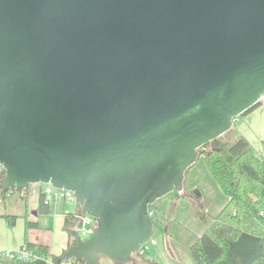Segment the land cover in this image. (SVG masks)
I'll return each instance as SVG.
<instances>
[{"label":"water","instance_id":"water-1","mask_svg":"<svg viewBox=\"0 0 264 264\" xmlns=\"http://www.w3.org/2000/svg\"><path fill=\"white\" fill-rule=\"evenodd\" d=\"M262 95L264 0H0V186L74 193L96 227L62 259L134 263L149 207Z\"/></svg>","mask_w":264,"mask_h":264},{"label":"trees","instance_id":"trees-1","mask_svg":"<svg viewBox=\"0 0 264 264\" xmlns=\"http://www.w3.org/2000/svg\"><path fill=\"white\" fill-rule=\"evenodd\" d=\"M259 104L260 102L255 106ZM199 152L204 155L208 171L227 200L220 212L212 217L209 225L189 246L194 264H264V158L243 137L231 143H222L215 138L201 147ZM4 173L0 169V181ZM6 192L0 186V193L5 195ZM182 195L198 203L195 192L184 191ZM22 196L26 199L27 192ZM199 207L196 217L203 219L204 208ZM76 208V213H79L81 208L78 204ZM51 211L50 201H46L39 192L36 213L49 214ZM11 218L6 217L8 221ZM76 222L77 217L73 212H65L63 227L69 234ZM153 224L156 228L154 220ZM24 226L25 231L39 227L38 221L29 219L27 213L24 216ZM22 250H27L30 257L19 258ZM61 255L52 254L47 244L30 241L25 236L19 250H0V264H48L49 260L58 262ZM128 264L147 263L136 258L134 263Z\"/></svg>","mask_w":264,"mask_h":264},{"label":"crops","instance_id":"crops-1","mask_svg":"<svg viewBox=\"0 0 264 264\" xmlns=\"http://www.w3.org/2000/svg\"><path fill=\"white\" fill-rule=\"evenodd\" d=\"M230 130L233 133L232 138H235V140L236 138H239V137L245 138L249 142L251 147L254 149V151L258 155L264 158V104H259L258 106H255L252 109L248 110L247 112L239 115L234 120L232 127L228 131ZM210 175H211L210 172H208V170L206 169V164L204 166L202 165L200 167H197L196 162H195L193 165H191L187 169L185 173L183 189L181 190L182 192L184 191L195 192L198 195L199 205L203 207L204 209H205V206L207 205V201L205 199V195H203L204 194L203 192H205L206 188L209 185H212V182H213L211 180L212 176ZM180 198L182 200H187L189 202L191 201V203L196 204L197 207L195 208V215H194V217H196V213L200 209V207L198 203H196L195 201H192L188 199L187 197H184L183 195H179L177 192H175V196H173L172 193L169 192L166 195L158 198L155 201L153 207H151V209L153 208V210L156 213H159V215L161 216V219L166 218V220L169 221L168 222L169 224H167V226L163 228V231H161L159 234V238L156 239L158 243V249H153V251L149 255H147V257H143L142 260L145 263L147 264H170V261L172 259L177 264H192L191 262H189L188 259L179 256V252H180L179 243L180 242L176 241L173 234L169 232L171 230L170 228H173L172 225L170 224V221L172 223L173 222L175 223L190 222L191 223V219H189L188 217H185L183 214L184 210L187 208V205L183 203L179 204V200H181ZM37 203H38V200L35 203L36 206L38 205ZM61 206L62 208L65 207L64 205H61ZM51 209L53 210L52 205H51ZM191 209L192 208H188V211ZM62 210H56L54 212L51 211L50 213L52 214V221H53L52 223L54 225L53 228L51 226L52 228L51 230L52 232H54V236L52 239L51 237H48V235L47 237L41 236V233H40L42 231L41 229L45 228L44 221L39 222V220H37L38 225H39L38 228H30L25 231L24 219H23L21 223L22 237L20 238V241H18L19 245L15 247L16 248L15 250H17V248L19 249L23 245L24 238L25 236H27L28 240L30 241L41 242V243L47 244L50 247V252L52 254H56V255L62 254L64 247L68 246V244L70 243L69 236L63 227L64 214L66 211L63 212ZM76 210L77 208L75 205L73 211H70V212H75ZM34 211H36V208ZM205 215H207V213L204 210V217ZM213 216H210L211 220ZM196 219L198 218L196 217ZM32 220H36V219H32ZM17 221L19 220L17 219L14 224H16ZM0 222L2 223V220H0ZM186 226H187L186 227L187 229L192 230L193 228L192 225L190 226L186 225ZM172 232L174 233V231ZM194 232H195L194 237L190 235V233L187 234L188 236L187 238L189 239L187 241V243L189 244L188 246H190L196 240V238L201 235V233L203 232L202 227L201 226L195 227ZM155 233H156V228H155ZM157 243L155 242V244ZM8 246H10L9 242L6 245L4 244V242H1L0 250H8V251L13 250V249H9L10 247ZM173 261L171 263L176 264V263H173ZM109 263L114 264L112 261Z\"/></svg>","mask_w":264,"mask_h":264},{"label":"rangeland","instance_id":"rangeland-1","mask_svg":"<svg viewBox=\"0 0 264 264\" xmlns=\"http://www.w3.org/2000/svg\"><path fill=\"white\" fill-rule=\"evenodd\" d=\"M232 134L233 133L231 130L226 131L225 133L219 136L220 142L231 143L235 141V138H232ZM205 164L206 163H205L204 155L203 154L199 155L196 161V166L200 167L202 165L204 166ZM211 180L213 181L212 185H209L206 188L205 192H203L204 193L203 195H205V199L207 201V205L205 206V209H204L207 215H205L203 219H200V220L196 219V217H194L195 208L197 207L196 204L191 203V201L189 202L187 200H182L180 198L181 200H179V204L183 203L187 205V208L184 210L183 214L185 217H188L189 219H191V223L190 222H185V223L173 222L172 223L170 221V224L172 225L173 228H170L171 230L169 232L173 234L176 241L180 242L179 243V249H180L179 256L188 259L189 262H191L192 264H193V259L191 258L189 246H188L189 244L187 243V241L189 240L187 238L188 237L187 234L190 233V235L194 237V233H195L194 228L200 227V226L202 227V231H204V229L209 225L211 221L210 216L217 215L227 200L225 194L223 193V191L221 190V188L219 187L215 179L212 177ZM31 188L38 189L39 185L37 183L30 184L29 193L27 194L26 199H24V197L22 196V193L17 189H11L7 191L5 195H2L0 193L2 197V200L0 201V220H2V223L0 222V244L1 242H4V244L6 245L9 242V245H10L8 246L10 247L9 249L15 250L16 249L15 247L19 245L18 241H20V238L22 237L21 223L26 213L28 214V217L30 219H36V220H39V222L44 221L45 228L41 229L42 231L40 232L42 237L43 236L47 237L48 235V237H51L52 239L54 236V232H52L51 230L54 227L52 223L53 222L52 214L33 213L35 208H37L35 203L38 200V194L32 193L30 191ZM175 192L177 191H171L170 193H172V195L175 196ZM50 203L52 205L53 212L56 210H62V209H63L62 210L63 212L64 211L70 212V211H73L75 207L74 201H65V202L64 201L63 202L51 201ZM61 205H64L65 207L62 208ZM153 205L154 204H152L151 207H153ZM188 208H192V209L188 211ZM7 216L12 217V218L8 221L6 219ZM152 218L154 222L156 223V233L154 234L153 239L157 243L156 239L159 238L160 232L163 231V228L167 226V224H169L168 223L169 221L166 220V218H163L164 220L161 219V216L159 215V213H156V212H154ZM17 219L19 221H17V223L14 224ZM186 225H189V226L192 225L193 227L192 230L187 229ZM172 231H174V233ZM81 236L82 238H86V236L84 235H81ZM153 249H158V243L155 245H151L150 248L145 252V254L142 257H137V258L142 260L143 257H147V255H149L153 251ZM17 250L19 249L17 248ZM172 261L173 260L171 259L170 264H172L171 263ZM109 262H111V260L109 261V259L104 258V257L100 258L99 260L100 264H110ZM173 263H176V262L173 261Z\"/></svg>","mask_w":264,"mask_h":264},{"label":"built area","instance_id":"built-area-1","mask_svg":"<svg viewBox=\"0 0 264 264\" xmlns=\"http://www.w3.org/2000/svg\"><path fill=\"white\" fill-rule=\"evenodd\" d=\"M260 104H264V95H262L259 99ZM0 169H2V167L0 166ZM39 185L38 189L35 188H31V192L32 193H36L39 194V192H41L44 197L46 198V201H55V202H65V201H74L75 205H77L76 201H75V197H74V193L70 190H66V189H62V188H58V187H54L52 186L50 183H37ZM29 189H30V185L22 190V194L27 192V194L29 193ZM2 200V197L0 195V201ZM149 214L151 216H153L154 214V210L151 209V207H149L148 209ZM75 214V216L77 217V222L76 225L72 228V229H76L79 237L81 239L82 238L81 235H84L87 237H89L95 227H96V220L94 219V217H92L91 215L87 214L86 212H83L82 210L79 213L73 212ZM70 242H72L73 238L72 236L69 234L68 231H66ZM70 244V243H69ZM68 244V245H69ZM155 241L153 239V237L149 238L146 242H144L143 244H141V246L138 248V250L134 253L135 257H142L145 252L150 248L151 245H154ZM67 246L64 247V249ZM30 257V253L27 250H22L21 252H19V258L21 259H27ZM48 264H83L81 261L76 260L74 258H69V259H60L58 262H53L51 260L48 261Z\"/></svg>","mask_w":264,"mask_h":264}]
</instances>
